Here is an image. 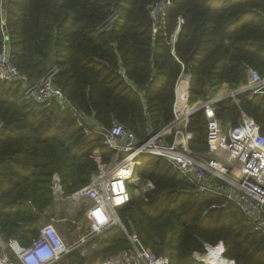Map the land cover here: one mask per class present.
Returning a JSON list of instances; mask_svg holds the SVG:
<instances>
[{"label":"trees","instance_id":"1","mask_svg":"<svg viewBox=\"0 0 264 264\" xmlns=\"http://www.w3.org/2000/svg\"><path fill=\"white\" fill-rule=\"evenodd\" d=\"M5 8L0 48L5 25L20 72L34 82L55 64L54 82L70 102H34L19 83L0 81V232L21 243L52 203L54 172L79 187L110 161L114 150L96 122L108 128L116 117L144 139L147 123L159 130L172 120L182 72L190 74V103L224 83L246 84L249 68L264 76V0H6ZM238 98L217 104L216 116L226 126L242 110L264 133V95ZM206 127L202 111L190 117L193 151L206 149ZM136 173L153 186L132 195L121 219L156 255L167 251L169 264H264V236L235 203L194 195L189 178L161 156L143 154ZM123 245L115 229L110 246Z\"/></svg>","mask_w":264,"mask_h":264},{"label":"built area","instance_id":"2","mask_svg":"<svg viewBox=\"0 0 264 264\" xmlns=\"http://www.w3.org/2000/svg\"><path fill=\"white\" fill-rule=\"evenodd\" d=\"M5 1L0 0L2 16L6 12ZM57 71V66L53 64L40 79L29 81L10 59L6 41L0 48V81L19 83L26 98L34 102L53 100L66 108L70 102L54 82ZM179 81L186 85L184 100L180 105L177 104L176 94ZM189 82L190 74L182 72L175 85L172 120L159 130H154L151 123H147L144 139H140L116 117H112L108 128L96 122V131L104 134V142L114 150V154L108 163L100 166L98 173L91 174L89 181L79 191L70 195L73 199L83 195L85 202L93 204L86 212V224L78 219V235L74 238L75 230H71L68 238L55 222H40L36 226V235L27 243H21L14 237L5 238L0 232V264H61L73 252L86 259L91 251L94 254L96 250L106 249L102 244L100 247V240L106 238L108 231L114 228L124 235L127 246L107 257L96 255V260L86 264H169L167 251L156 255L143 244L133 227L127 229L118 214V210L132 197L129 185L132 186L133 181L138 179L136 168L141 164L143 154L161 156L169 161L192 182L194 195L211 193L223 196L225 202L222 206L227 202L235 203L253 229L264 236V133L254 118L242 110L240 119L234 122L233 128L229 125L225 132L215 109L229 94L216 93L205 100L190 103ZM241 86L231 92V99L246 92L252 96L264 95V76L249 68L247 82ZM198 111H202L207 119V147L203 151H193L189 145L194 133L187 125L190 117ZM88 120L91 121V118L88 117ZM51 182L53 198L63 196L64 189L56 172L52 174ZM152 186L150 181H146L143 188L133 189L141 195ZM82 228L88 230L82 232ZM5 247L9 252L4 250ZM229 260L235 264L234 260Z\"/></svg>","mask_w":264,"mask_h":264},{"label":"rangeland","instance_id":"3","mask_svg":"<svg viewBox=\"0 0 264 264\" xmlns=\"http://www.w3.org/2000/svg\"><path fill=\"white\" fill-rule=\"evenodd\" d=\"M157 7H158V5L154 6V8L152 10V13H154V15H155V12H156V14L158 12L157 11ZM241 87H239V88H241ZM230 88H232V87H230ZM234 91H236V90L233 89L228 94L229 95H232L231 92H234ZM233 97H234V101L236 103H238V101H239L238 96L237 95H234ZM228 127H229V125L224 126L225 132H227V128ZM201 151H203V150H201ZM106 163H108V162H106ZM114 165H115V162L113 161L112 162V166H114ZM62 184L64 186V188H63L64 189V195L63 196H59L56 199L53 198L52 203L50 204V206L48 208L46 207L44 211L40 212L41 214L38 215V217H37V220L38 221H36V224L35 225L37 226L40 222H45V221H53L55 223L60 222L63 225L72 227V230H75V232L73 233V236L75 238L78 235V232L76 230V222H78L77 221V218L79 217L78 215H79L80 211L83 208V206H81V205L83 204L84 201H86V198L83 195H78V197L76 199H73V198L70 197V195H72L74 192L79 191L82 188L83 185L82 186H79V187H74L72 185H69V183H63L62 182ZM144 185H145V183L142 184V187L141 188H143ZM138 191H142V190H138ZM132 195H134L135 197L140 196V194L137 191H133V194ZM71 205L73 207V211L72 212H69L68 210L71 209L70 208ZM118 214H119V217L121 219V214L120 213H118ZM128 216H129V220H132L133 219V217L131 216L130 213H129ZM125 218H127V216ZM79 220H82V219H79ZM82 222H83V224H86L85 220H82ZM86 230H88V229L87 228L86 229L82 228V232H86ZM62 233L65 234L63 231H62ZM114 234H115V229H111V230L108 231L107 238H104V239H101L100 240L101 241V243H99L100 247H101V244H102L104 246V248H106V249L96 250V251H94V254H93V251H91V253L88 256H86V259L83 257L84 260H81L82 261L81 263H80V260H79L77 262V264H86L88 262L91 263L93 260H96V255H101V256H106L107 255V256H109V255H112V254L116 253L117 251L121 250L120 248H122L123 246L126 247L127 246L126 242H125V245H123L122 247H119V248H117V247H111L110 246V240H111V238H112V236ZM122 236L124 238V235L123 234H122ZM143 244L145 246H148L144 242H143ZM84 246L86 247L87 244L84 245ZM4 250L6 252H9V250H8L7 247H5ZM195 259L196 260H201V259H197L196 257H195ZM222 259H224L225 261H227V259H225V258H222ZM69 261H71L70 258H69ZM201 261H203V260H201ZM227 262H229V260ZM203 263L204 264H207L205 261H203ZM230 264H232V262H230Z\"/></svg>","mask_w":264,"mask_h":264},{"label":"crops","instance_id":"4","mask_svg":"<svg viewBox=\"0 0 264 264\" xmlns=\"http://www.w3.org/2000/svg\"><path fill=\"white\" fill-rule=\"evenodd\" d=\"M230 86L228 85V84H226V83H224V84H222V85H220L219 87H218V89H217V92L216 93H218V94H228L230 91H232L234 88H230ZM242 94H244V93H242ZM143 183H145V181L143 182V181H141L139 178L138 179H136V180H134L133 181V184H132V186H131V193L133 194V191H134V189L133 188H136V189H141V187H142V184ZM50 206V205H49ZM48 206V207H49ZM74 206V205H73ZM81 206H83V208H82V210L80 211V213H79V217L77 218V220L78 219H82V220H85L86 221V212L88 211V210H90L92 207H93V204L92 203H89V202H83V204L81 205ZM80 206V207H81ZM47 207V208H48ZM124 207V206H123ZM123 207H121L119 210H118V213H120V211L122 210V208ZM71 209H69L68 211L69 212H72L73 211V207H72V205H71V207H70ZM45 210V209H44ZM56 225H57V227L61 230V231H63L64 233H65V235H67V237L68 238H70L69 237V233L71 232V230H72V227H70V226H66V225H63L62 223H60V222H58V223H56ZM107 236H108V233H107ZM107 236H106V238H107ZM78 253V252H77ZM196 253H199V252H194L193 253V257L195 258L196 257ZM78 256H79V259H74L73 258V254H71L70 256H68V258H66L64 261H63V263H61V264H77V262L80 260V263L82 262L81 260H84V258H83V256H81L79 253H78ZM69 258H70V260L71 261H69ZM197 259H198V257H196Z\"/></svg>","mask_w":264,"mask_h":264},{"label":"bare ground","instance_id":"5","mask_svg":"<svg viewBox=\"0 0 264 264\" xmlns=\"http://www.w3.org/2000/svg\"><path fill=\"white\" fill-rule=\"evenodd\" d=\"M185 89H186L185 82L182 81L180 84V90H179L180 94H179L178 99H177V104H179V105L184 100ZM183 107L186 108V106H183ZM119 173H123V172H119ZM116 175H118V174H116ZM214 260H215L214 264H230V262H227V261L223 260L222 258L221 259L215 258Z\"/></svg>","mask_w":264,"mask_h":264},{"label":"water","instance_id":"6","mask_svg":"<svg viewBox=\"0 0 264 264\" xmlns=\"http://www.w3.org/2000/svg\"><path fill=\"white\" fill-rule=\"evenodd\" d=\"M167 2H168V1H167ZM167 2H166V3H167ZM161 4H162V3H160V4L158 5V7H159ZM157 11H159V9H158ZM157 13H158V12H157ZM2 28H3V31H4L5 41H6V43L8 44V37H7V35H6V31H5L6 27H5V25H3ZM178 29H179V28H177V30H176V34H177V32H178ZM175 36H176V35H175ZM110 40H113L112 37H110ZM173 52H174V51H173ZM184 60H185V61H188L189 59L186 58V59H184ZM230 97H231V95L228 96V98H230ZM233 126H234V123L230 124V128H233ZM221 243H222V242H221ZM207 246L209 247V245H207ZM208 247H207V248H208ZM206 250H207V249H206Z\"/></svg>","mask_w":264,"mask_h":264}]
</instances>
